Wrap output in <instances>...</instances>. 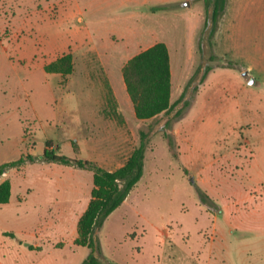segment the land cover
I'll return each mask as SVG.
<instances>
[{
    "label": "rangeland",
    "instance_id": "obj_1",
    "mask_svg": "<svg viewBox=\"0 0 264 264\" xmlns=\"http://www.w3.org/2000/svg\"><path fill=\"white\" fill-rule=\"evenodd\" d=\"M213 2L0 0V164L51 140L115 170L144 135L143 177L95 232L100 264H264V0H227L211 37ZM158 42L182 112L139 120L122 69ZM67 53L70 74L45 71ZM6 171L0 264H81L93 169Z\"/></svg>",
    "mask_w": 264,
    "mask_h": 264
},
{
    "label": "trees",
    "instance_id": "obj_2",
    "mask_svg": "<svg viewBox=\"0 0 264 264\" xmlns=\"http://www.w3.org/2000/svg\"><path fill=\"white\" fill-rule=\"evenodd\" d=\"M226 5L227 0H214L213 2L210 15L212 23L211 37L214 36L218 28L219 21L226 10ZM73 67V56L71 53H67L45 65L44 69L48 73L68 75L73 71ZM122 75L137 119H153L160 114L170 115L173 111H175V116L181 115V109L177 110L176 108L183 95L177 101H171L170 53L164 42H158L130 58L122 69ZM51 143V140L46 141L40 159L28 154L17 161L2 164L0 175L11 167L37 160L93 169L91 198L77 222V236L74 239V244L87 247L91 251L81 264H100L97 255L99 247L95 232L125 202L130 192L143 177L146 150L144 135L142 134L140 145L115 170H107L97 167L87 160L83 161L58 154L52 150ZM11 193L12 183L10 179H5L0 183V205L9 203ZM202 201L207 202L205 198ZM4 234L14 237L11 232H5Z\"/></svg>",
    "mask_w": 264,
    "mask_h": 264
},
{
    "label": "crops",
    "instance_id": "obj_3",
    "mask_svg": "<svg viewBox=\"0 0 264 264\" xmlns=\"http://www.w3.org/2000/svg\"><path fill=\"white\" fill-rule=\"evenodd\" d=\"M55 74H57V73H55ZM107 78H108V80H109V84H110L111 88H112L113 91H114V87H113L112 81L110 80V77H109L108 74H107ZM114 93H115V91H114ZM115 94H116V93H115ZM1 165H2V164H0V166H1ZM5 173H7V171H6ZM5 179H8V178H5V176L0 175V183L3 182Z\"/></svg>",
    "mask_w": 264,
    "mask_h": 264
},
{
    "label": "water",
    "instance_id": "obj_4",
    "mask_svg": "<svg viewBox=\"0 0 264 264\" xmlns=\"http://www.w3.org/2000/svg\"><path fill=\"white\" fill-rule=\"evenodd\" d=\"M244 75H247V73H244Z\"/></svg>",
    "mask_w": 264,
    "mask_h": 264
}]
</instances>
